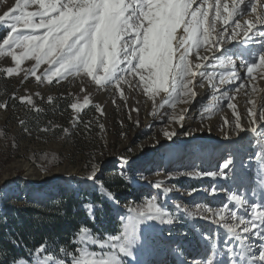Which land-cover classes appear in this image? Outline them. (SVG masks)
<instances>
[{
  "label": "rangeland",
  "instance_id": "rangeland-1",
  "mask_svg": "<svg viewBox=\"0 0 264 264\" xmlns=\"http://www.w3.org/2000/svg\"><path fill=\"white\" fill-rule=\"evenodd\" d=\"M226 2L231 6V0ZM244 2L247 4L248 0ZM214 3L215 0H209V4ZM16 6L17 0H0V15ZM197 6L193 4V8ZM37 10L38 6L31 4L25 9ZM235 19L246 27L244 20L255 21L256 13L249 8ZM225 27L222 20L216 22L217 32ZM257 29L264 31V25L257 24ZM2 30L5 34L0 43L9 31L7 25L0 26ZM237 31L240 35L234 40L211 50L201 48L200 55L207 56V60L198 59L195 52L190 55L193 64L201 65L199 71L205 76L197 75L193 80L195 97L189 103H177L175 108L165 103L167 94L163 91L150 99L139 85V77H128L136 85L133 88L122 85L125 100L121 99L119 91L100 87L84 74L62 80L54 77L49 83L44 78V70L49 65L41 64L32 75L29 70L36 64L32 59L22 61L20 70L8 75L6 69L16 68L15 61L11 56L0 54V103L6 104L0 109V209L5 203L22 206L29 200L49 198L52 192L75 191L95 195L112 214L107 222L105 212L101 211L95 228L84 227L89 230L90 239L82 241L81 232L76 235V251L63 247L57 252L46 245V253L38 252V247L27 257L16 259L19 264H37V261L44 264L48 255L57 264L60 260L72 264V257L79 256L78 248L101 252L99 244L93 245L91 240L104 242L109 235H119L128 217L135 215L129 209H142L152 197H156L155 202L168 216L164 220L138 221L137 242L132 246L130 256L121 254L123 264H193V261L202 264L206 256L212 254L211 242L216 244L215 251L228 257L223 256L224 264L227 259H233L235 254L229 252L233 247L237 252L251 247L257 253L264 248V240L260 237L253 236L242 245L227 229V226H236L237 232L244 235L242 226L231 217L230 211L235 209L243 216L249 206L237 205L236 201L229 200L231 195H239L249 203L264 202V164L260 162L264 155L261 152L264 133L258 135L250 131L253 125L247 109L252 105L245 103L248 87L256 88L249 96L264 98L258 94L260 90L262 94L264 92V79L257 77L255 81H249L243 67L236 70L240 80L219 82L226 71L221 67V59L225 65L229 60L231 65H242L250 59L248 52L258 50L259 41L264 39L257 35L251 42L241 43L245 37L241 30ZM16 51L19 54L21 50ZM208 74L212 76L211 81ZM36 76L41 80L38 81ZM240 83H245L246 88L235 92ZM224 90L235 96L232 102L240 117V128L236 127V116L227 107V101L220 99ZM204 91L207 92L203 94ZM21 97H31L32 104ZM74 103L78 108L71 107ZM97 105L103 115L97 111ZM256 110L257 123L264 124L259 119L264 108ZM180 115L184 116L182 121L170 119ZM86 124L89 125L87 128ZM165 131L176 135L169 139L164 135ZM235 148L242 151L236 152ZM227 158H231L233 164L224 169ZM28 162L39 172L50 173L65 166L75 170L76 174L35 184V178L24 167ZM94 167L95 183L87 179L93 174ZM221 171L223 176L205 175ZM120 179H124L123 185H118ZM157 182L160 189L155 186ZM213 187L217 191L210 194ZM84 198L93 199L87 193ZM221 205H227V208L221 210ZM207 208L220 212L225 219L212 215ZM88 212L93 217L94 211L89 209ZM169 220L171 222H167ZM202 235L205 238L202 239Z\"/></svg>",
  "mask_w": 264,
  "mask_h": 264
},
{
  "label": "snow or ice",
  "instance_id": "snow-or-ice-1",
  "mask_svg": "<svg viewBox=\"0 0 264 264\" xmlns=\"http://www.w3.org/2000/svg\"><path fill=\"white\" fill-rule=\"evenodd\" d=\"M30 4L37 5L38 10L25 11ZM193 4L198 6L193 8ZM249 8L252 13H256V19L244 20L246 27H242L235 17L245 14ZM221 20L227 27L217 32L216 22ZM257 24L264 25V0H248L247 4L244 0H231V6L226 0L223 3L222 0H215L214 4H209V0H17L16 8L0 15V26L7 25L9 29L7 37L0 43V54L11 56L15 61L16 68L6 69L8 75L18 72L22 61L32 59L36 61L35 66L29 70L32 75H35L41 64L49 65L44 70V78L49 83L54 77L62 80L68 76L84 74L100 87H112L119 91L121 99L125 100L122 85L133 88L136 85L128 77H139V85L150 99L163 91L167 94L165 103L175 108L177 103H189L195 97L193 80L197 75L205 76L204 72L199 71L201 65L193 64L190 55L195 52L198 59L207 60L208 57L201 56L199 50H211L234 40L240 35L237 30H241L245 37L241 43L251 42L257 35L264 38V31H259ZM259 43L260 48L248 52L250 59L241 65L246 69L249 81H255L257 77L264 79V39ZM17 49L21 50L19 54ZM221 67H225L226 71L219 78L220 84L241 79L230 60L225 65L221 59ZM207 78L211 81V74ZM36 79L40 81L41 77L36 76ZM245 88L246 84L240 83L234 91ZM251 90L255 92V86ZM21 99L32 104L31 97ZM220 99L227 101V107L236 116V127L240 128V117L232 102L235 96L224 90L220 93ZM248 103L252 105L247 109L253 125L250 131L260 135L264 133V124L257 123L256 101L250 99ZM5 107V103H0V109ZM71 107L76 109L78 105L74 103ZM97 111L104 114L99 105ZM170 119L182 121L184 116H173ZM259 119L264 121V111H260ZM88 126L85 125L86 128ZM100 127L103 129V125ZM64 131L67 132V129ZM164 135L171 139L176 133L165 131ZM261 152L264 153V147H261ZM260 162L264 164V155L260 157ZM232 164L233 160L227 158L223 168L227 169ZM205 175L223 176L224 172H208ZM87 179L96 182L95 167ZM155 186L158 189L161 187L159 182ZM216 191L213 187L210 194ZM229 200L236 201L237 205H249L243 216L238 215L235 209L230 211L231 217L239 221L244 234L238 233L236 226H227L231 237L242 245L247 244L253 236L264 240V202L249 203L239 195H231ZM155 201L156 197H152L142 209H129L135 215L128 217L119 235H109L104 242L92 239L91 243L99 244L101 252L78 248L79 256L72 257V264H123L121 254L130 256L131 248L137 242L138 221L156 218L164 220L168 216ZM220 208L226 209L227 205H221ZM206 211L214 216L219 215L221 220L225 219L212 208ZM80 232L83 234L80 236L82 241L90 239L88 229L81 227ZM201 238L205 237L202 235ZM210 247L213 249L212 254L207 255L202 264H224L215 259L219 254L215 251L216 244L211 242ZM105 248L110 251H103ZM37 251L46 253L47 248L41 245ZM229 252L235 254V264H264V248L257 253L251 247L243 248L240 252L233 247ZM12 264H19V261L13 259ZM37 264L41 262L37 261ZM44 264L57 262L48 255ZM58 264H64V261L60 260Z\"/></svg>",
  "mask_w": 264,
  "mask_h": 264
},
{
  "label": "trees",
  "instance_id": "trees-1",
  "mask_svg": "<svg viewBox=\"0 0 264 264\" xmlns=\"http://www.w3.org/2000/svg\"><path fill=\"white\" fill-rule=\"evenodd\" d=\"M4 34V30L0 31V38ZM120 181L118 185L125 183L124 179ZM85 193L93 199H85ZM89 209L94 211V219ZM101 211L105 212L104 220L108 222L112 217L110 209L88 192H52L49 198L29 200L22 206L5 203L0 209V264H12L13 259L27 257L41 245L57 252L63 247L76 251V235L81 227L95 228ZM191 233L197 238L194 231ZM223 256L228 258L219 253L215 259L222 260ZM225 264H235V260L229 258Z\"/></svg>",
  "mask_w": 264,
  "mask_h": 264
},
{
  "label": "bare ground",
  "instance_id": "bare-ground-1",
  "mask_svg": "<svg viewBox=\"0 0 264 264\" xmlns=\"http://www.w3.org/2000/svg\"><path fill=\"white\" fill-rule=\"evenodd\" d=\"M233 65L235 66V69L238 70V71H240L243 68L240 64H237V65L233 64ZM247 90H248V93L249 94L252 93L250 87H248ZM206 92L207 91H204L203 94L206 93ZM249 94H248V96L245 97V103H248V100L252 99V100L256 101V108L259 109V108H261V105H264V98L262 99V97H260V96H257V97H253L252 96L251 97V96H249ZM258 94L259 95L261 94V96H262V95H264V92L262 94V92L260 90ZM245 114H244V116H245ZM235 151L236 152H241L242 150L241 149H238V148H235ZM24 167L26 168V170H27V172L29 174H32L33 179L35 178L34 179V180H36V183L35 184H44V183L50 181L54 177H68V178H70V176L76 174V173H74L75 170H73L72 168H67L65 166L60 167V168H58V169H56V170H54L53 172H50V173L39 172L38 171L39 169H35V167H33V165L30 164L29 162L26 163V164H24ZM36 170H37V172H36ZM34 173H36V174H34ZM37 174L39 176H35Z\"/></svg>",
  "mask_w": 264,
  "mask_h": 264
}]
</instances>
